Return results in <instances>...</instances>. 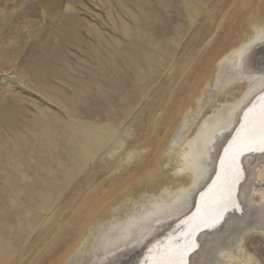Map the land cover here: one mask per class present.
<instances>
[{
    "label": "rangeland",
    "instance_id": "374dc122",
    "mask_svg": "<svg viewBox=\"0 0 264 264\" xmlns=\"http://www.w3.org/2000/svg\"><path fill=\"white\" fill-rule=\"evenodd\" d=\"M252 20L264 0H0V264H58L113 205L186 182L173 128ZM244 248L264 264V232Z\"/></svg>",
    "mask_w": 264,
    "mask_h": 264
},
{
    "label": "bare ground",
    "instance_id": "6f19581e",
    "mask_svg": "<svg viewBox=\"0 0 264 264\" xmlns=\"http://www.w3.org/2000/svg\"><path fill=\"white\" fill-rule=\"evenodd\" d=\"M253 20L248 24L249 35L221 56L212 77L185 103L180 126L173 128L175 134L166 155L173 158L174 174L186 175L187 181L113 205L107 216L90 222L58 264H153L168 258L170 246L189 230L186 221L202 207L201 195L206 194L205 200L212 196L209 189L221 171L220 158L239 129L243 114L249 109L257 113L264 110V22ZM241 82V94L228 100V89ZM255 167L259 169L258 164ZM245 179L251 187L254 211L229 224L230 237L214 256L224 264L254 263L255 258L244 248L245 236L252 230L264 232V216L259 211L264 206V170L246 172ZM215 231L202 229L195 238L200 242Z\"/></svg>",
    "mask_w": 264,
    "mask_h": 264
},
{
    "label": "snow or ice",
    "instance_id": "6c2138e0",
    "mask_svg": "<svg viewBox=\"0 0 264 264\" xmlns=\"http://www.w3.org/2000/svg\"><path fill=\"white\" fill-rule=\"evenodd\" d=\"M243 115L239 129L220 158L221 171L216 173L213 187L209 189L212 196L205 200L206 194L201 195L202 207L186 221L190 224L189 230L176 238L166 260L153 264H224L214 256L230 237L229 224L254 211L245 173L264 170V110L257 113L249 109ZM257 164L259 169L255 167ZM259 211L264 216V206ZM229 212L231 215L226 217ZM205 228L216 231L198 242L196 233Z\"/></svg>",
    "mask_w": 264,
    "mask_h": 264
}]
</instances>
